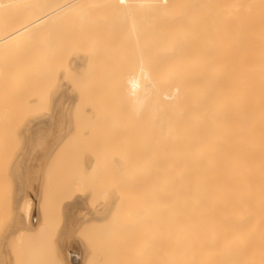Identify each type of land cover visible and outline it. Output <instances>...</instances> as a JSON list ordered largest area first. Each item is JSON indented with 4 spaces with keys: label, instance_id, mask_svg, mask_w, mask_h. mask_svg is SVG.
<instances>
[{
    "label": "bare ground",
    "instance_id": "obj_1",
    "mask_svg": "<svg viewBox=\"0 0 264 264\" xmlns=\"http://www.w3.org/2000/svg\"><path fill=\"white\" fill-rule=\"evenodd\" d=\"M24 1L0 0V11ZM40 1L27 0L30 13L2 28L0 42L32 37L78 4L128 18L138 50L128 96L147 141L152 238L160 242L153 264H264V0ZM66 96L57 101L52 141L38 146L46 153L68 127ZM46 121L39 117L34 129L46 130ZM21 205L16 226L47 229V210L36 222L34 199ZM87 207L86 219L105 210ZM82 257L85 264L87 250Z\"/></svg>",
    "mask_w": 264,
    "mask_h": 264
},
{
    "label": "rangeland",
    "instance_id": "obj_2",
    "mask_svg": "<svg viewBox=\"0 0 264 264\" xmlns=\"http://www.w3.org/2000/svg\"><path fill=\"white\" fill-rule=\"evenodd\" d=\"M26 3L0 11V31L30 13ZM103 7L78 4L51 17L32 37L0 42V181L7 176L11 186L22 159L18 151L52 141L60 93L68 99V127L49 146L44 164L47 194L40 206L50 225L10 236L8 254L2 251V227L8 221L15 230L22 210L12 204L17 190L0 186V264H62L56 231L62 222L66 226L63 206L76 197L105 206L84 217L79 228L85 264H153L160 258V242L152 238V164L128 96L138 50L128 18ZM39 117H47L46 130L34 129Z\"/></svg>",
    "mask_w": 264,
    "mask_h": 264
},
{
    "label": "crops",
    "instance_id": "obj_3",
    "mask_svg": "<svg viewBox=\"0 0 264 264\" xmlns=\"http://www.w3.org/2000/svg\"><path fill=\"white\" fill-rule=\"evenodd\" d=\"M33 135V134H32ZM34 141H40V135L36 134L33 135ZM22 139L24 141V134H22ZM40 145L39 142H33L32 147L29 149H24L22 148L20 151H18V156L19 153L21 154L20 157H22L21 161H17L15 166H18L19 164V170L16 172L15 177L11 179L10 183L11 186H9V180L6 176V179H2L0 181V186L1 188H6L9 189L11 188L12 190H17L16 193V199L12 196V204L16 206L17 211L21 210V204L22 202L27 198V196H31L34 201V216L36 218V222L38 220V214H40L41 206V192L43 189V173H44V167L41 165V159L46 158L48 156V152H44V147L40 149L38 147ZM46 145V144H45ZM44 145V146H45ZM41 146V145H40ZM43 146V145H42ZM24 157V159H23ZM46 162V159H45ZM23 168V171L21 170ZM12 169V168H11ZM14 173V169L10 170L8 169V173L10 174ZM25 171V172H24ZM24 172V174H23ZM20 180V181H19ZM13 194V192H12ZM15 194V192H14ZM15 199V200H14ZM82 204H71L68 205V208H62L61 210V216H64V220L66 222H62L60 226L57 228V235L59 239L63 241V245L59 253L61 254L62 251V264H83V252L86 250L84 249L83 243L78 239V232L79 228L83 226L84 222H82L84 218V214L87 211V202L84 203L85 209L83 208V201L82 198H80ZM80 202V201H79ZM9 201L6 199V201H3V204H8ZM40 207V208H39ZM21 219V212L18 213L17 217V223H19V220ZM6 227H2V232H1V246H2V251L5 250L6 254H8V239L10 236H19V233H29L31 231H27L29 227H19V225L16 227L14 230L11 228V231L8 226V221L6 222ZM16 231L17 233H14ZM37 231V230H34ZM33 231V232H34ZM60 233V236L58 234ZM61 243V242H60ZM58 241V247H60V244ZM8 256V255H7ZM12 264V262H11Z\"/></svg>",
    "mask_w": 264,
    "mask_h": 264
}]
</instances>
